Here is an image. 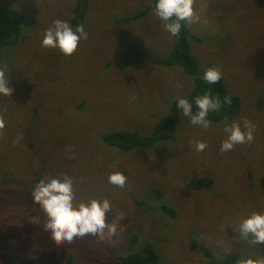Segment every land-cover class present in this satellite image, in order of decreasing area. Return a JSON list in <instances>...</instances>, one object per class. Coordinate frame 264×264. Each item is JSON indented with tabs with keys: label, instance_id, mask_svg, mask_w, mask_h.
Returning a JSON list of instances; mask_svg holds the SVG:
<instances>
[{
	"label": "rangeland",
	"instance_id": "obj_1",
	"mask_svg": "<svg viewBox=\"0 0 264 264\" xmlns=\"http://www.w3.org/2000/svg\"><path fill=\"white\" fill-rule=\"evenodd\" d=\"M152 1L0 0L32 19L29 37L0 65L14 89L0 96V177L18 180L0 187V264H65L68 256L75 264H120L114 256L126 251L132 232L136 248L154 243L158 264H264V245L239 232L243 218L264 212V0H193L198 18L185 22L201 38L189 37L201 68H219L228 89L240 94V115L207 129L181 116L174 139L121 151L102 136L122 129L148 135L193 87L179 65L122 61L131 45L161 56L172 49L154 7L132 17ZM56 19L74 20L88 33L71 56L41 44ZM248 120L254 140L222 152L225 124L245 130ZM197 141L207 147L196 151ZM114 171L126 176L123 187L108 182ZM64 173L74 177L77 201L109 199L114 236L105 231L71 243L51 236L30 179ZM201 176L214 181L209 190L197 187ZM165 204L176 218L163 213Z\"/></svg>",
	"mask_w": 264,
	"mask_h": 264
},
{
	"label": "clouds",
	"instance_id": "obj_2",
	"mask_svg": "<svg viewBox=\"0 0 264 264\" xmlns=\"http://www.w3.org/2000/svg\"><path fill=\"white\" fill-rule=\"evenodd\" d=\"M153 11L171 36L180 34L182 22L191 24L198 18L193 0H155ZM87 37L88 33L83 25L73 27L68 20L56 19L52 22V27L45 31L41 44L45 48L58 49L64 56H71L80 41ZM222 77L223 73L219 68L209 67L203 70L199 78L211 85L221 81ZM9 83V72L0 68V96L12 95L14 89ZM231 102L230 94L222 101L219 96L212 94L210 88L191 99L188 96L175 98L176 108L181 111L182 116L188 118L193 126L203 129L211 125L208 118L210 112H219L223 105ZM3 127L4 121L0 120V129ZM244 129L235 122L225 124L227 138L221 144V151H231L236 145L252 142L255 125L250 120L245 121ZM206 147V142H196V151H203ZM126 179L122 172L114 171L109 175L108 182L123 187ZM32 197L47 218L44 227L50 230L55 240L71 243L77 237L91 235L103 238L105 231L109 236H114L117 232V225L107 219V214L112 209L109 199L77 201L74 177L71 174H57L50 179L39 180L32 189ZM239 232L243 238L251 237L252 244L264 243V212L253 211L243 218L239 224Z\"/></svg>",
	"mask_w": 264,
	"mask_h": 264
},
{
	"label": "trees",
	"instance_id": "obj_3",
	"mask_svg": "<svg viewBox=\"0 0 264 264\" xmlns=\"http://www.w3.org/2000/svg\"><path fill=\"white\" fill-rule=\"evenodd\" d=\"M154 6L155 0L146 5L140 12L135 13L132 17H143L146 15L147 11ZM70 23L74 24V20L70 21ZM31 25L32 19L21 10L9 5L0 7V65L4 62L5 53H9L11 50L19 47V45L29 37ZM172 37L174 39V45L166 56H161L148 49L137 50L135 46L131 45L123 51L122 61L128 63L149 58L154 63L181 66L193 79L192 89L181 96H188L191 99L197 95L203 94L204 90L209 88L212 90V94L214 96H219L222 101L225 96L230 94L232 99L231 104L223 105L219 112H210L208 118L211 120V123L214 124L236 119L241 113L243 104L240 94L229 90L227 82L223 77L221 81L211 85L206 84L199 78L202 76L203 70L205 69L201 68L199 62L193 55L189 44V37H193L199 42L201 38L198 35L193 36L185 22H182L180 34ZM195 110L194 106V111ZM181 116L182 113L176 108L174 100L169 108L168 114L159 119L148 135H142L130 129H122L106 133L102 136V139L109 146L121 151H130L135 147L143 149L151 148L158 141L172 140L175 138L176 123L180 120ZM32 118L35 120V117ZM10 176L4 178L0 177V187L2 189L7 188L13 181H18ZM27 180L28 179L25 178L23 181ZM39 180H41V176H38L35 180L30 179V185L34 187ZM213 183L214 181L211 178L201 176L198 178L196 185L198 188L209 190L213 186ZM24 185L25 183L22 182L21 186ZM259 186L262 193H264V176L260 177ZM162 210L164 214L171 218L177 217L175 209L170 205H163ZM138 238V234L132 232L127 237L128 244L126 251L122 254H115L114 258L117 259L120 264H158L161 256L154 243L151 240H147L136 248ZM192 241L194 248H199L204 251L196 239ZM249 241H251V237H249ZM261 244L264 245V243ZM204 252L207 254L206 250ZM65 264H75L72 256H68Z\"/></svg>",
	"mask_w": 264,
	"mask_h": 264
}]
</instances>
